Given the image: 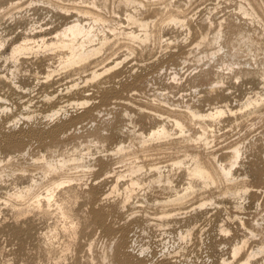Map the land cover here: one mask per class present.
Returning a JSON list of instances; mask_svg holds the SVG:
<instances>
[{"label":"rangeland","instance_id":"374dc122","mask_svg":"<svg viewBox=\"0 0 264 264\" xmlns=\"http://www.w3.org/2000/svg\"><path fill=\"white\" fill-rule=\"evenodd\" d=\"M126 1L0 0V42L7 41L0 51V77L9 76L0 79V123L17 131L31 126L49 131L61 124L70 129L35 140L23 149L0 144V264H166L177 259L182 264H264V253L245 263L252 251L264 246L263 25L240 15L237 0L144 1L140 16L154 21L151 37L146 44L131 43L108 31L127 25L133 8ZM76 9L91 10L110 22L106 33L111 42L86 69L62 72L57 68L59 52L30 55L17 64L7 60L15 44L25 37L44 35L51 41L69 21L65 10L74 13ZM172 16L187 21V27L172 23ZM83 19L89 21L87 16ZM221 21L223 50L211 57L218 46L208 45ZM41 27L42 34L38 33ZM239 33L247 37L241 39ZM203 37L207 43L197 46ZM129 48L134 54L130 55ZM122 60L118 71L90 79L94 69L112 67ZM57 69L60 73L47 78ZM75 84L78 88H71ZM82 91L92 99L86 106L78 105ZM257 94L263 99L257 109L238 111ZM226 106L238 114L205 122L210 128L205 131L201 124L188 127L196 138L209 139L207 146L201 144L197 149L207 165L214 155L230 167L231 151L240 148L233 168L238 179L235 185L220 180L201 191L202 185L195 182V193L187 200L161 208L166 207L160 204L163 199L174 197L176 191L186 192L189 182L183 171L174 170L165 172L173 185L157 184L154 168L184 155L174 145L164 151L155 145L143 147L139 134L148 135L164 124L175 134L177 130L167 119L174 111L190 107L207 112ZM61 107V115L47 118ZM116 145L131 150L112 156L109 152ZM23 150L29 152L18 157ZM81 154L86 155L84 163L90 168L72 164L45 181L42 164L34 160L56 161ZM139 167L142 169L133 177L141 182L130 194L126 188L132 171ZM33 180L40 182L34 196L17 199L14 195ZM63 180L67 184L56 191V201L38 208L34 197L51 181ZM235 190L240 195H233ZM203 201H208L206 207L199 208ZM244 241L247 246L234 258L233 246Z\"/></svg>","mask_w":264,"mask_h":264},{"label":"bare ground","instance_id":"6f19581e","mask_svg":"<svg viewBox=\"0 0 264 264\" xmlns=\"http://www.w3.org/2000/svg\"><path fill=\"white\" fill-rule=\"evenodd\" d=\"M137 1L138 0H127L126 1L127 6L130 5V7L132 6V8H133V11L127 15V18H126L127 19V25L123 26L122 24H119L116 27L109 28L108 31H110L112 33V35H114V37L117 39L122 36V37H125L126 39H128L131 43L146 44L150 40V37H151L150 28L152 26L151 24L154 23V21L146 20L145 18L141 17L140 11L142 8L145 9L146 5H145L144 1L155 2L157 0H143V1H138V2ZM237 1H238V3H237L238 4V11H239L240 15H242L243 17H247V18L252 19L254 21L253 23L257 24V26L261 24L264 27V23H263V21H264V0H237ZM92 5L94 7L95 4L93 3ZM64 14H66L67 16L70 17L68 19L69 21L64 23L65 25H64V27H62V29H59V31L54 33L55 35L51 41L47 40V38L44 37V35L41 36L40 38H37V39L25 37L21 42L15 44V46L13 47V50L10 53L7 60H11L17 64V63H20L21 59H27V58L29 59L30 55L34 56V54L38 55L40 53L42 54V53H47V52H52V53L59 52L60 53V60H58L59 61L58 62L59 67H57V68H60L62 70V72L64 70L67 71L69 69H74V68H79V69L84 70V68L88 64H90L93 59H95L96 57L98 58V56H100L105 51V48L111 42L112 38L110 36H108V34L106 33L107 32L106 28L109 27V25L107 26V24H109L110 22L106 18H104L103 16L98 15L96 13H93L91 10L76 9V11L74 13H73V11L65 10ZM73 14L74 15L77 14V16L74 17ZM85 16H87L89 18L88 22L84 21L83 17H85ZM170 21L172 23L176 24L177 26L182 25L183 27L185 26V22L187 23V21L180 20L178 17H175V16H172ZM255 21H257L258 23H256ZM58 22H59V20H58ZM168 24H169V22H168ZM223 25H224V22H222V21H221V23L219 22L218 31L214 37L212 36L213 40H212V43H210L211 45H208L210 47L213 45L218 46V50L216 49V51H213L210 53L211 57H214V56L218 57L217 54L221 50H223V47L221 44V41L224 38V26ZM185 27H187V26H185ZM44 31H43V28L41 27V31L38 33L42 34ZM46 31H48V29ZM205 36H207V38H208L209 35H205ZM239 37L241 39H245L247 37V35L245 33H239ZM205 41H206V37H203L202 42L197 44V46H200L203 43H207ZM6 42L7 41H4V40H2L0 42V51L3 47H5ZM135 49H136V47H135ZM128 50L131 53L130 55L134 54L135 50H132L131 48H129ZM55 54H58V53H55ZM124 62H125V60L118 61L115 63L114 66L108 67V68L105 67L102 70H95L94 69V71H92V73H91L92 78H90V79L95 80L98 78L100 79V77H104L108 74L111 75V72L113 73V71L116 70L117 67H119ZM75 70H77V69H75ZM60 71L58 72V69L57 70H51L50 71L51 74L49 73L47 75L48 76L47 78H50L52 76V74H55L56 72L60 73ZM85 71H83V72H85ZM117 71H118V69H117ZM66 74H67V72H66ZM13 75H15V74H13ZM8 77L1 76L0 79L5 78L8 80L9 79ZM177 77H178V75H177ZM11 82H13V81H11ZM87 82H88V80H87ZM9 84H10V82H9ZM78 86H79L78 84H75L71 88H74V87L78 88ZM66 90L69 91L70 87H68ZM75 90L77 91V89H75ZM68 93H72V92L70 91ZM68 93H66V94H68ZM86 93H87V91H82L79 93V97L82 100V102L80 104H78L79 106H86L92 100L91 98L87 97ZM256 96H257L256 98L253 97V98L247 99L238 111L247 112L248 110H251V109H257L263 103V99L261 98L262 96H259L258 94ZM50 100H52V99H50ZM117 103L118 102H115V104H117ZM224 108H226V109H224ZM224 108L223 107H217V108H213L212 110L207 111V112H201L199 110H195L193 108L188 107L185 111H184V109H183V111H181V110H178L177 112L174 111V115L168 116L167 119L175 127V130H177V132L175 134H172L171 131L168 129L167 125H165V124L159 126L158 128H153L152 130H150V133H148V135H145L143 133L139 134V136L141 137V145L143 147H148V146L153 147V145H155L156 148L164 151V150L168 149V145H174V147H175L174 149L178 153H183V155H184V158L178 157L176 159H172L171 163L169 162V164H167L165 166H155V168H154V170L156 171V173L158 175L154 180V182L157 184H160V185L164 184L167 186L173 185V181H172L170 175H167L165 172L170 173L171 171H174V170L181 171V172L183 171V173H184L183 175L185 176L186 180L189 182V186L187 185L188 188L185 189L186 192L181 194L180 191H176L174 197L169 196L165 200L163 199L164 201L162 200V202L160 204L162 206H166V207H161V208L166 209V208H168L167 206L179 204V203H182L183 200H185V199L187 200L188 197H190L192 194L195 193V186L193 185L195 182H199L202 185L201 191L208 190L212 186L217 185L218 181L220 182V180L227 182V184L229 183V184L235 185V182L238 179L234 176L233 168L238 163V160L240 158V154H241L240 148L235 147V148H233V151H231L232 152V158L230 161V167L222 164L217 159V157L214 155L210 158L211 160L209 161V165H207L206 163H204L202 161V159L198 153V150H199L198 148H199V145H201V144H203L204 146H207L208 145L207 142L209 139L207 137H205L203 139L202 136L201 137L199 136L198 138H196L195 135L190 131V129L188 127L189 124L190 125L201 124L199 126L204 128V131H205L206 129L209 128V125L205 124V122H208V121L209 122H217V121L222 120V118L225 117L228 113L230 114V116L231 115L233 116L238 112V111H234L233 108L230 109L229 106H226ZM62 110H63V107H61L59 110H57L52 116H47V118L53 119L54 117L61 115ZM28 119H30V117H28ZM32 127L33 126H31L29 129H23V130L17 131L15 127H10V126H7V124H1L0 123V144L6 143L8 145L15 146L16 148L23 149V148H26V146H28L31 142H33L35 140H41V139H44L46 137H51V136L55 137L64 131L67 132L68 130H70L64 124L58 125L49 131L48 130L46 131L43 129L38 130V129L32 128ZM205 136H208V135H205ZM130 150H131L130 146L119 145L116 148L111 149V152H109V151H104V152H106V153L109 152L112 156H122V155L129 153ZM190 150H195V151H190ZM28 152H27V150H23L21 152L22 154H20L18 157H20V156L23 157V156H25V153L27 155ZM129 158H131V157H129ZM86 159H87L86 155L81 154L78 157L73 156L70 158H63V159L56 160V161L47 160L45 157L34 159V160H35V163L42 164L40 169L42 171L43 181H45L46 179L49 178V176L51 174L63 172L72 164L76 165L77 167H80V168L81 167L87 168V169L90 168V166H91L90 164L84 163ZM2 163H3V161L0 160V164H2ZM141 169L142 168L139 167L136 171H132V179L130 180L129 186L126 188L127 192L130 194L133 192L134 187L137 186L138 184H140L139 183L140 180L135 179V177H133V175L136 174L137 172H139ZM115 173H117V172H115ZM42 176L40 178H42ZM40 180L42 181V179H40ZM63 181L64 182L60 181V182H53V183H51L52 182L51 181L50 184H48L50 186H48V188H46L45 191H43L39 196L36 195L37 197H34L36 200V202H35L36 206L38 208H41L44 203L47 204L46 206H51L52 202L56 201V196H57L56 191L59 190V188H61L65 184H67L65 182L66 180H63ZM39 183L40 182L33 180L32 185L26 187V189H24V191L16 193L14 196H16L17 199H25L27 197H30L33 194V191H36L34 189L35 188L37 189V187L40 186ZM170 190H172V189H170ZM245 192H247V189H245L244 193ZM240 193H241V191L235 190L233 195L237 196V195H240ZM32 196H34V195H32ZM124 200H126V199H124ZM207 203H208V201H205V202L203 201L198 206H199V208H202L204 206L206 207ZM166 214H164V215H166ZM163 218H164V216H163ZM101 220L102 219H100L99 221H101ZM245 230H247V228ZM224 231L229 232L228 230H224ZM187 235L188 236L192 235V232L189 230ZM247 243H248V241H244L243 243H237L235 246H233L234 248H233L232 254H233L234 258H236L240 254V252L247 246ZM262 253H264V246L260 247L257 251H254V252L252 251L249 254L248 258L246 259L245 263H249L252 258H254L257 255L262 254ZM226 262L227 261H224V264H226ZM166 264H182V263H181L180 259H177V260H172L171 262L167 261Z\"/></svg>","mask_w":264,"mask_h":264}]
</instances>
